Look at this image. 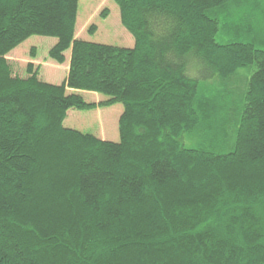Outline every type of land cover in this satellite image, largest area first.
I'll use <instances>...</instances> for the list:
<instances>
[{"label": "trees", "instance_id": "16d2710c", "mask_svg": "<svg viewBox=\"0 0 264 264\" xmlns=\"http://www.w3.org/2000/svg\"><path fill=\"white\" fill-rule=\"evenodd\" d=\"M114 2L131 47L77 38L78 0H0V264H264V0ZM33 35L60 84L12 72ZM115 103L116 142L63 123Z\"/></svg>", "mask_w": 264, "mask_h": 264}, {"label": "rangeland", "instance_id": "374dc122", "mask_svg": "<svg viewBox=\"0 0 264 264\" xmlns=\"http://www.w3.org/2000/svg\"><path fill=\"white\" fill-rule=\"evenodd\" d=\"M107 9L106 17L101 13ZM94 27V31H89ZM75 36L79 39L105 43L116 46L131 47L134 39L121 23L120 10L114 0H78V10L75 25ZM57 39L52 36L33 35L13 48L7 55L12 72L25 77L28 63L33 68L39 67L38 78L48 83L60 84L67 75L71 50L65 51V61L57 63L48 56L49 49ZM257 47L264 46L255 43ZM32 52L35 54L32 56ZM239 79L244 80L243 73L248 76L246 68L240 70ZM87 102L105 101L109 97L105 94L81 90L78 92ZM123 111L120 103L104 106L100 105L89 110L70 109L64 119L65 126L87 132L98 138L109 141H118V121Z\"/></svg>", "mask_w": 264, "mask_h": 264}, {"label": "crops", "instance_id": "0c3cea01", "mask_svg": "<svg viewBox=\"0 0 264 264\" xmlns=\"http://www.w3.org/2000/svg\"><path fill=\"white\" fill-rule=\"evenodd\" d=\"M68 66H69V64H68ZM103 139V138H102Z\"/></svg>", "mask_w": 264, "mask_h": 264}]
</instances>
